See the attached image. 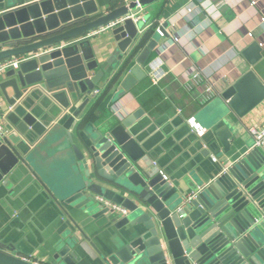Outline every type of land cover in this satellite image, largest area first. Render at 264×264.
Masks as SVG:
<instances>
[{
    "label": "water",
    "instance_id": "95a60500",
    "mask_svg": "<svg viewBox=\"0 0 264 264\" xmlns=\"http://www.w3.org/2000/svg\"><path fill=\"white\" fill-rule=\"evenodd\" d=\"M153 1L132 0L95 18L99 13L96 0H0L3 7L0 62L26 57L18 68L6 71L8 79L0 84L7 102L14 106L9 119L17 129L22 134L33 132L39 137L48 132L46 126L20 106L33 87L42 85L56 96L64 89L75 100L88 95L63 124L67 136L63 147L69 151L76 177L65 186H54L34 162L38 150L21 154L8 146L2 147L0 137V187H9L28 170L29 179L47 202L54 205L56 218L82 232V226L94 220L111 222L120 230L128 227L129 232L120 235L112 251L100 253V264H264V151L260 148H252L211 184L183 201L175 195L176 189L164 173L140 165L153 144V139L134 126L144 113L142 109L114 127L102 130L93 127L88 139L81 138L79 144L70 131L103 73L98 70L100 63L90 40L79 37L119 20L112 29L118 50L124 54L133 44L135 51L140 43L137 41L143 39L140 29L145 20L142 16L135 20L130 11ZM167 26L164 23L154 29L152 39L137 57L139 64L130 69L117 97L129 92L146 76L141 65L147 63L161 38L169 37ZM257 57L250 59L251 64ZM8 87L14 89V98L8 96ZM246 87L257 94L241 111V100L247 98ZM223 97L230 99L232 108L242 115L264 97V86L249 71ZM49 135L39 148L51 139ZM218 136L226 152L228 136L224 133ZM209 148L207 154L216 151L214 144ZM101 199L120 205L129 213L120 216ZM78 214L84 216L81 224L76 220ZM14 249L15 246L0 247V264H30L14 256ZM70 249L69 245L64 246L59 256H66ZM65 262L71 264V259L66 257Z\"/></svg>",
    "mask_w": 264,
    "mask_h": 264
},
{
    "label": "crops",
    "instance_id": "0c3cea01",
    "mask_svg": "<svg viewBox=\"0 0 264 264\" xmlns=\"http://www.w3.org/2000/svg\"><path fill=\"white\" fill-rule=\"evenodd\" d=\"M131 1L96 0L99 13L95 18ZM130 14L135 20L138 16L145 20L140 29L143 39L137 41L140 43L135 51L133 44L124 54L118 50L113 28L98 27L79 37L90 40L100 63L98 70L103 73L94 89L97 94L92 92L70 131L79 144L81 138L88 139L93 127L101 130L114 127L142 109L144 113L134 126L153 139V144L140 165L164 173L176 189L175 195L185 201L254 148L249 128L264 126V97L242 115L232 108L230 99L223 97L249 71L264 86V0H155ZM164 23L168 24L169 37H162L147 63L141 65L146 76L129 92L117 97L122 81L139 64L137 57L152 39L148 31ZM255 55L258 57L251 64ZM6 71L0 70V84L8 79ZM152 73L159 76L156 84ZM33 88L20 106L46 126L48 132L43 137L33 132L22 134L9 119L14 106L7 102L0 88V125L7 130L2 147L8 146L21 154L38 150L34 158L37 167L54 186L62 187L76 177L69 151L63 147L67 141L63 124L88 95L75 100L64 89L56 96L42 85ZM6 91L14 98L12 87ZM256 94L246 87L247 98L241 100L239 109L246 110ZM190 118L203 130L202 134L192 128ZM220 133L228 136L226 152ZM47 134L51 139L39 148ZM211 144L216 151L207 154ZM260 149L264 151V147ZM28 174L25 170L9 187H0V247L15 246L16 253L42 264H67L66 257L71 264H100V253L112 251L120 235L129 232L128 227L120 230L111 222L95 220L85 223L82 232L56 218L54 205L47 202ZM78 215L76 220L81 224L84 216ZM68 245L71 249L66 256H59L60 250Z\"/></svg>",
    "mask_w": 264,
    "mask_h": 264
},
{
    "label": "built area",
    "instance_id": "2783aa9c",
    "mask_svg": "<svg viewBox=\"0 0 264 264\" xmlns=\"http://www.w3.org/2000/svg\"><path fill=\"white\" fill-rule=\"evenodd\" d=\"M138 18H140V17H138ZM118 22H119V20L110 22L109 24H107L106 26H104L102 28L103 29H108V28L112 29L118 24ZM25 59H26L25 56H18V57H14L11 59L4 60V62L0 63V70H8L9 68H18L19 64ZM152 75H153V82L156 84L159 76L156 73H152ZM94 94H97V90L94 91ZM188 122L190 123L192 128L198 132V134L203 133V130L198 128V124L193 121V118H190L188 120ZM249 132L252 134V136L254 138V147L263 148L264 147V126H251L249 128ZM6 133H7V130L0 125V136L4 137V135H6ZM101 200L107 206L113 208L115 210V212L117 214H119L120 216H125L129 213L127 209H125L124 207H122L120 205L114 204V203L107 201L105 199H101ZM14 256H16L19 259H21L22 261L28 262L30 264H42V263L38 262L37 260L32 259L30 256H26L24 254H19V253L14 252Z\"/></svg>",
    "mask_w": 264,
    "mask_h": 264
},
{
    "label": "trees",
    "instance_id": "16d2710c",
    "mask_svg": "<svg viewBox=\"0 0 264 264\" xmlns=\"http://www.w3.org/2000/svg\"><path fill=\"white\" fill-rule=\"evenodd\" d=\"M153 31H154V29H151V30L148 31L147 34L149 35V34H151ZM116 77H117V76H116ZM116 79H117V78H115L113 81H115Z\"/></svg>",
    "mask_w": 264,
    "mask_h": 264
}]
</instances>
